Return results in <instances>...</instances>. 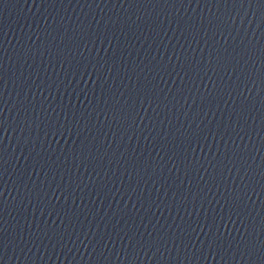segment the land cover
Masks as SVG:
<instances>
[{"label": "water", "instance_id": "obj_1", "mask_svg": "<svg viewBox=\"0 0 264 264\" xmlns=\"http://www.w3.org/2000/svg\"><path fill=\"white\" fill-rule=\"evenodd\" d=\"M0 264H264V0H0Z\"/></svg>", "mask_w": 264, "mask_h": 264}]
</instances>
